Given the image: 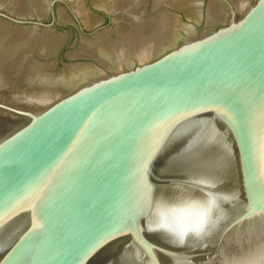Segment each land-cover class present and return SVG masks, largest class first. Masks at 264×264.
Returning a JSON list of instances; mask_svg holds the SVG:
<instances>
[{
  "label": "water",
  "instance_id": "water-1",
  "mask_svg": "<svg viewBox=\"0 0 264 264\" xmlns=\"http://www.w3.org/2000/svg\"><path fill=\"white\" fill-rule=\"evenodd\" d=\"M0 264H264V0H0Z\"/></svg>",
  "mask_w": 264,
  "mask_h": 264
},
{
  "label": "clouds",
  "instance_id": "clouds-1",
  "mask_svg": "<svg viewBox=\"0 0 264 264\" xmlns=\"http://www.w3.org/2000/svg\"><path fill=\"white\" fill-rule=\"evenodd\" d=\"M227 195L209 191L205 193L204 199L191 200L183 205L172 204L160 198L152 208V230L168 232L181 241L188 236L201 238L207 233L220 208L217 197L226 199Z\"/></svg>",
  "mask_w": 264,
  "mask_h": 264
}]
</instances>
